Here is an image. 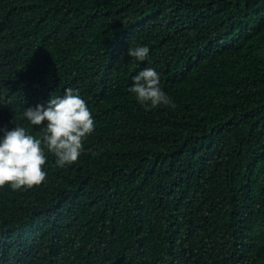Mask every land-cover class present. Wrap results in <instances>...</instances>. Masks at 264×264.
<instances>
[{"label": "trees", "instance_id": "1", "mask_svg": "<svg viewBox=\"0 0 264 264\" xmlns=\"http://www.w3.org/2000/svg\"><path fill=\"white\" fill-rule=\"evenodd\" d=\"M66 87L95 128L0 186V264H264V0H0V125L39 136L23 108Z\"/></svg>", "mask_w": 264, "mask_h": 264}, {"label": "clouds", "instance_id": "2", "mask_svg": "<svg viewBox=\"0 0 264 264\" xmlns=\"http://www.w3.org/2000/svg\"><path fill=\"white\" fill-rule=\"evenodd\" d=\"M149 47L137 44L127 48L135 61L148 59ZM128 91L137 102L155 107L168 104L170 97L160 85V74L151 66L140 68L131 75ZM23 117L40 126V135L15 123L0 125V186L7 182L13 190L40 184L46 177V151L54 154L58 166L75 162L84 150L83 140L95 128L94 116L79 89L66 87L62 94L49 96L45 102L23 108Z\"/></svg>", "mask_w": 264, "mask_h": 264}]
</instances>
